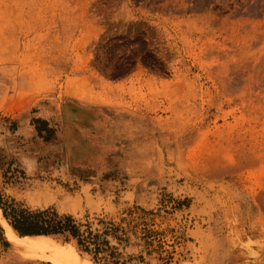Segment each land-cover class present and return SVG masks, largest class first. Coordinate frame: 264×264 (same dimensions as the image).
Segmentation results:
<instances>
[{"label":"rangeland","instance_id":"obj_1","mask_svg":"<svg viewBox=\"0 0 264 264\" xmlns=\"http://www.w3.org/2000/svg\"><path fill=\"white\" fill-rule=\"evenodd\" d=\"M49 205L115 264H264V0H0V208ZM0 264L52 263L0 223Z\"/></svg>","mask_w":264,"mask_h":264},{"label":"trees","instance_id":"obj_2","mask_svg":"<svg viewBox=\"0 0 264 264\" xmlns=\"http://www.w3.org/2000/svg\"><path fill=\"white\" fill-rule=\"evenodd\" d=\"M10 213L11 216L5 212V217L21 236L26 237L24 239L38 235H60L66 240L74 239L77 248L92 254L95 261L101 257L113 264L118 262L115 246H110L106 238L111 235L121 239L117 233L121 226L112 221L100 220L104 225L92 228L88 223L78 222L70 213L59 212L52 205L35 209L13 207ZM101 252L105 253L99 256Z\"/></svg>","mask_w":264,"mask_h":264},{"label":"bare ground","instance_id":"obj_3","mask_svg":"<svg viewBox=\"0 0 264 264\" xmlns=\"http://www.w3.org/2000/svg\"><path fill=\"white\" fill-rule=\"evenodd\" d=\"M0 223L7 229L10 245L24 258L41 259L52 264H94L88 258H80L66 252L56 236H36L31 239L21 240L18 232L5 219L0 208Z\"/></svg>","mask_w":264,"mask_h":264}]
</instances>
